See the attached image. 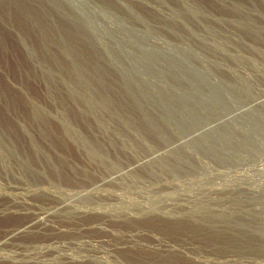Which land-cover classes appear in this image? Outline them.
<instances>
[{
    "label": "rangeland",
    "instance_id": "374dc122",
    "mask_svg": "<svg viewBox=\"0 0 264 264\" xmlns=\"http://www.w3.org/2000/svg\"><path fill=\"white\" fill-rule=\"evenodd\" d=\"M0 259L264 264V0H0Z\"/></svg>",
    "mask_w": 264,
    "mask_h": 264
},
{
    "label": "bare ground",
    "instance_id": "6f19581e",
    "mask_svg": "<svg viewBox=\"0 0 264 264\" xmlns=\"http://www.w3.org/2000/svg\"><path fill=\"white\" fill-rule=\"evenodd\" d=\"M5 14V13H4ZM8 259V258H7ZM1 260V259H0Z\"/></svg>",
    "mask_w": 264,
    "mask_h": 264
}]
</instances>
